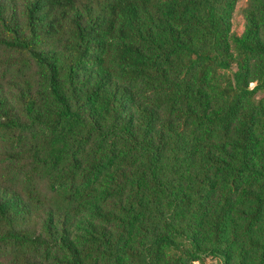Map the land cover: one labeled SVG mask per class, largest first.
I'll use <instances>...</instances> for the list:
<instances>
[{
	"label": "trees",
	"instance_id": "1",
	"mask_svg": "<svg viewBox=\"0 0 264 264\" xmlns=\"http://www.w3.org/2000/svg\"><path fill=\"white\" fill-rule=\"evenodd\" d=\"M235 5L0 0V44L36 70L43 88L36 93L29 79L20 88L25 108L19 110L0 85V131L41 127L53 142L46 162L57 167L69 157L78 171L57 177L59 185L72 183L65 204L33 189L30 174L24 185L0 179V242L61 252L53 254L59 264H90L82 247L102 244L127 264H194L207 257L264 264V150L257 148L258 120L243 109L264 91V0H254L241 35L231 33ZM170 63L192 72L209 92L172 82L164 70ZM222 71L232 75L221 77ZM136 82L167 85L165 101L182 105L185 120L205 137L180 142L173 126L161 128L155 108L131 88ZM210 133L217 142L206 139ZM117 152L133 157V177L122 181L113 167L107 184L92 188ZM189 153L194 159L188 168ZM244 180L254 186L240 187ZM128 188L116 206L107 202ZM84 212L90 218L81 246L71 227ZM108 225L135 233L134 240L112 242Z\"/></svg>",
	"mask_w": 264,
	"mask_h": 264
},
{
	"label": "rangeland",
	"instance_id": "2",
	"mask_svg": "<svg viewBox=\"0 0 264 264\" xmlns=\"http://www.w3.org/2000/svg\"><path fill=\"white\" fill-rule=\"evenodd\" d=\"M253 2L254 0H236L235 8L231 12L230 17L231 33L241 35L244 32L246 14L254 6ZM1 36H3L2 33H0V37ZM164 70L172 82L176 81L180 85H192L193 87H199L202 91L209 92L208 85L197 83L192 72L179 69V66L175 63L164 66ZM220 74L221 77H227L232 75V72L222 71ZM29 79L32 80L34 91L40 93L43 88L36 70H34L28 62L26 63L15 51L0 44V85L4 87L7 93H10V95L14 97L11 98V102L16 105L19 110L25 108V105L19 102V97L23 93L22 90H24L20 88H22ZM130 86L135 91L137 90L138 94L141 93L140 97L145 103H149L155 108L158 116V124L160 127L163 125L161 128L173 126L176 133L175 139L182 142L184 137H189V139L192 140V142L189 143L193 144L195 141L205 137V133L202 129L196 127L191 120H185L186 117L183 113L184 109L182 105H173L165 101L168 96V89H166L168 88L167 85H156L150 88L145 82H136L130 84ZM249 87L253 89L255 83H250ZM243 109L258 120L256 121L257 124L255 127V137L258 142L257 148L264 150V91L258 92L252 102H245ZM206 139L211 142H217L216 136L211 133L206 135ZM52 146V138L48 132L38 126L27 128L20 132L0 131V179L16 183L17 185H24L28 180V174H30V180L28 181L33 189L42 192L44 195L56 198V202L60 201L62 204H65L63 201L70 196L73 190L71 188L72 183L59 185L57 177L62 172L71 174L72 172L77 173L78 171L72 168L71 164H73V160L69 157L64 158L57 167H52L46 162V156L51 151ZM93 147L94 143L84 146L87 153L91 152L90 148L93 149ZM83 155V151H81L75 157L82 159L81 157ZM180 158L182 160L183 156L181 155ZM193 159V153L185 155L184 160L188 164V168L190 167V163H193ZM134 163L133 157L122 154V152H117L115 160L111 163H107L102 172L97 175V179L93 182L92 188L99 189L104 187L107 184L106 180H109V177L106 175H109L108 171L113 167L119 168L120 173H123L121 174L120 180L125 181L126 175H130L129 178H132L135 169ZM75 184L80 186L77 179ZM253 184H250L248 180H244L240 184V187L250 185L249 187L252 188L254 186ZM130 190L129 188L125 189L122 195L111 197L107 202H111L112 206H116V204L122 200L123 196L129 194ZM88 193L90 194V190H88ZM233 199L234 208H238V197L234 195ZM101 202L104 201L102 200ZM65 207L69 208V205L66 203ZM76 217L77 221L73 222L71 227L73 230L72 236L83 246L85 243L84 222L90 217L85 212L76 214ZM115 227H117V225ZM106 228L108 237L113 240L112 242L116 240L122 241V237L125 238V236L127 240H134L135 233L131 234V236L130 234H123L121 231H116L112 225H108ZM228 228L227 238L233 240V231L230 230V224ZM4 230V227L0 226V232ZM16 245L17 244L13 242H0V264H33L34 262L40 264H59L53 255L57 253L55 251H53L52 254H47L42 250L40 251L33 248L28 249L25 247L19 248ZM82 249L90 264H127L126 262L115 260L112 250L104 244L101 246L87 245L85 248L82 247ZM19 252L23 254L20 255ZM57 254L62 256L61 252ZM194 264H221V262L216 258L207 257L204 263L195 262Z\"/></svg>",
	"mask_w": 264,
	"mask_h": 264
}]
</instances>
